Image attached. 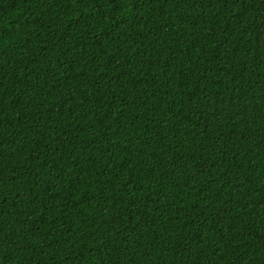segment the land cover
<instances>
[{
	"label": "trees",
	"instance_id": "obj_1",
	"mask_svg": "<svg viewBox=\"0 0 264 264\" xmlns=\"http://www.w3.org/2000/svg\"><path fill=\"white\" fill-rule=\"evenodd\" d=\"M0 264H264V0H0Z\"/></svg>",
	"mask_w": 264,
	"mask_h": 264
}]
</instances>
